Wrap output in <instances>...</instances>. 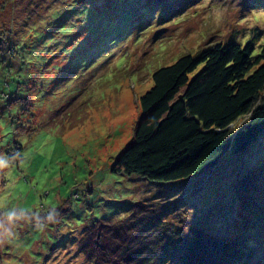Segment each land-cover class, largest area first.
<instances>
[{"label": "rangeland", "instance_id": "1", "mask_svg": "<svg viewBox=\"0 0 264 264\" xmlns=\"http://www.w3.org/2000/svg\"><path fill=\"white\" fill-rule=\"evenodd\" d=\"M263 38L264 0H0V51L14 50L0 58V264H91L81 240L128 217L135 235L146 224L156 236L200 230L241 248L239 264H264V192L238 198L243 174L264 176V132L183 181L110 171L155 69L215 43L258 50ZM16 94L29 108L7 104Z\"/></svg>", "mask_w": 264, "mask_h": 264}, {"label": "trees", "instance_id": "2", "mask_svg": "<svg viewBox=\"0 0 264 264\" xmlns=\"http://www.w3.org/2000/svg\"><path fill=\"white\" fill-rule=\"evenodd\" d=\"M4 49L0 58L9 63L13 45H8L10 51L4 53ZM256 49L253 39L244 44L215 43L155 69L151 87L139 97L140 115L132 142L110 171L171 183L210 171L228 150L233 155L246 152L264 132V38ZM4 98L8 105L20 100L26 108L30 106L28 97ZM242 117L247 118L236 127ZM260 179L243 174L238 198L262 195L264 189L257 185L264 176ZM241 208L248 213L245 203ZM150 211L140 213L142 224V220L153 221L148 219ZM263 216L264 211L259 218ZM132 221L128 217L114 224L98 222V229L94 226L80 242L86 259L91 264H239L245 260L241 248L226 247L200 230L189 237L182 233V238L179 228L171 232L166 228L164 233L170 235L165 237L153 234L146 224L135 235L138 226ZM215 247L223 252L219 263Z\"/></svg>", "mask_w": 264, "mask_h": 264}]
</instances>
